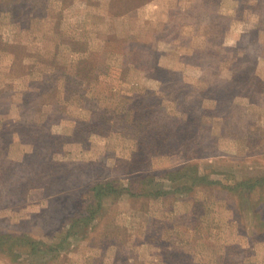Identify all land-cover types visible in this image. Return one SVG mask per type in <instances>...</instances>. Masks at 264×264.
Masks as SVG:
<instances>
[{
    "label": "rangeland",
    "instance_id": "1",
    "mask_svg": "<svg viewBox=\"0 0 264 264\" xmlns=\"http://www.w3.org/2000/svg\"><path fill=\"white\" fill-rule=\"evenodd\" d=\"M0 264H264V0H0Z\"/></svg>",
    "mask_w": 264,
    "mask_h": 264
}]
</instances>
